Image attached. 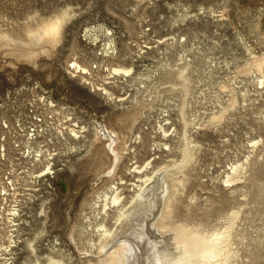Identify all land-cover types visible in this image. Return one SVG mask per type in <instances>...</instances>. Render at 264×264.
<instances>
[{"label":"rangeland","instance_id":"374dc122","mask_svg":"<svg viewBox=\"0 0 264 264\" xmlns=\"http://www.w3.org/2000/svg\"><path fill=\"white\" fill-rule=\"evenodd\" d=\"M57 18V36H29ZM34 83L86 131L57 158L53 196L24 209L11 264H88L78 254L99 242L98 196L118 183L128 203L155 172L168 182L153 223L164 213L171 226L228 229L220 264H264V0H0V103L35 95ZM105 128L120 153L110 179Z\"/></svg>","mask_w":264,"mask_h":264},{"label":"bare ground","instance_id":"6f19581e","mask_svg":"<svg viewBox=\"0 0 264 264\" xmlns=\"http://www.w3.org/2000/svg\"><path fill=\"white\" fill-rule=\"evenodd\" d=\"M54 20L61 21V27L62 20L60 18L49 20L35 32H29V36L35 40L39 36H57L59 32L56 35L46 34L47 26ZM73 66L84 78L83 75L88 72L87 68L77 62H74ZM130 71L129 68L113 69L114 73L122 72L128 74ZM98 89L102 90L104 94L112 95L106 87ZM49 98L46 97L47 100ZM45 106L47 110L52 111V107H55L56 104H53L52 101H46ZM69 111L67 110L66 112ZM58 122L57 130L65 140L69 139V137L71 138L70 140L76 139L86 131L84 125L83 127H80V124L69 125L70 121H67L66 116L58 119ZM103 133L105 138L110 141L108 148L112 152L115 161L114 165L111 164L109 167L107 174L104 171V175H102V177L110 179L115 176L120 153L115 146L116 133L107 128L103 130ZM239 167L233 168V172H236ZM111 171L113 174L110 176ZM166 180L165 177L161 179L158 172L146 176L142 181L143 183L139 185L138 194L132 197L131 201L128 202L129 204L123 202L118 183L109 188V191H104L102 195H99L98 198L103 203L102 208L98 211V214L101 215L100 218H102L97 224L99 242L97 245H92V247H96L95 250L91 247L78 254L79 258H86L88 264H142V261L154 264L155 261L149 260V256L141 258V254L149 255L150 253L151 255L155 251L156 254L158 253V258L162 260L157 261L158 263L155 264H220L221 261L227 260L231 252L228 229L222 233L203 234L197 230H188L182 225L171 226L167 221L168 216L164 215V213L153 223L152 219L156 214L155 207L158 205V198L156 200L155 196H159L162 181L166 182ZM233 180L234 175H229L227 182H232ZM155 192H157L156 195L154 194ZM110 208H115L118 211L114 217L115 221L112 227H108L104 220V215L107 214ZM168 208L169 205L166 204L164 210ZM155 227L160 233L159 239H156L153 234L152 228ZM167 231L170 232L169 235H163ZM159 243L164 245L153 251V248L156 247L155 245ZM91 260H96V262H91ZM49 264L65 263L61 260L50 258Z\"/></svg>","mask_w":264,"mask_h":264},{"label":"built area","instance_id":"2783aa9c","mask_svg":"<svg viewBox=\"0 0 264 264\" xmlns=\"http://www.w3.org/2000/svg\"><path fill=\"white\" fill-rule=\"evenodd\" d=\"M31 87L35 95L7 96L0 103V260L3 264L12 263L10 252L21 243L24 209L36 198L53 196L59 170L57 158L68 156L71 151L72 140L61 137L58 119L66 116L69 125L83 127L74 108L58 103L39 84ZM46 101L56 104L52 111L46 109Z\"/></svg>","mask_w":264,"mask_h":264},{"label":"snow or ice","instance_id":"6c2138e0","mask_svg":"<svg viewBox=\"0 0 264 264\" xmlns=\"http://www.w3.org/2000/svg\"><path fill=\"white\" fill-rule=\"evenodd\" d=\"M60 23L61 21L59 20L51 21L46 28V34L56 35L59 32Z\"/></svg>","mask_w":264,"mask_h":264},{"label":"clouds","instance_id":"9594fccd","mask_svg":"<svg viewBox=\"0 0 264 264\" xmlns=\"http://www.w3.org/2000/svg\"><path fill=\"white\" fill-rule=\"evenodd\" d=\"M65 27H66V25H65Z\"/></svg>","mask_w":264,"mask_h":264}]
</instances>
